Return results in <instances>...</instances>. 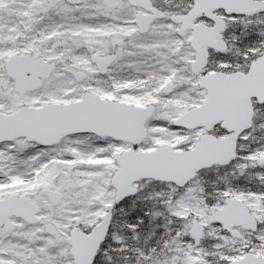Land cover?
Here are the masks:
<instances>
[{
    "label": "snow or ice",
    "instance_id": "obj_1",
    "mask_svg": "<svg viewBox=\"0 0 264 264\" xmlns=\"http://www.w3.org/2000/svg\"><path fill=\"white\" fill-rule=\"evenodd\" d=\"M0 264H264V0H0Z\"/></svg>",
    "mask_w": 264,
    "mask_h": 264
}]
</instances>
